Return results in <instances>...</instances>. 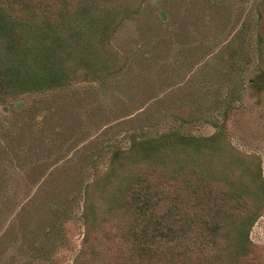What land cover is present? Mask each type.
Segmentation results:
<instances>
[{
  "label": "rangeland",
  "instance_id": "rangeland-1",
  "mask_svg": "<svg viewBox=\"0 0 264 264\" xmlns=\"http://www.w3.org/2000/svg\"><path fill=\"white\" fill-rule=\"evenodd\" d=\"M256 1L147 0L113 36L130 58L124 71L0 105V264H73L85 234L84 187L133 135L224 127L264 177ZM189 108L190 122L172 114ZM250 238L264 253V215Z\"/></svg>",
  "mask_w": 264,
  "mask_h": 264
},
{
  "label": "trees",
  "instance_id": "trees-1",
  "mask_svg": "<svg viewBox=\"0 0 264 264\" xmlns=\"http://www.w3.org/2000/svg\"><path fill=\"white\" fill-rule=\"evenodd\" d=\"M146 1L0 0V105L124 71L130 58L113 36ZM253 9L264 72V0ZM172 114L182 123L194 117L190 108ZM84 191L73 264H264L250 238L264 215L262 169L228 143L224 127L208 136L179 128L133 135L106 168L95 166Z\"/></svg>",
  "mask_w": 264,
  "mask_h": 264
}]
</instances>
